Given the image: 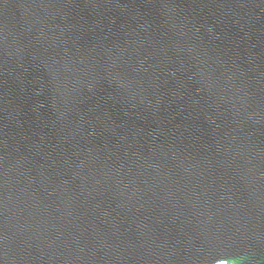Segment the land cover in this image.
Returning <instances> with one entry per match:
<instances>
[{"label":"water","instance_id":"1","mask_svg":"<svg viewBox=\"0 0 264 264\" xmlns=\"http://www.w3.org/2000/svg\"><path fill=\"white\" fill-rule=\"evenodd\" d=\"M0 264H264V0H0Z\"/></svg>","mask_w":264,"mask_h":264}]
</instances>
